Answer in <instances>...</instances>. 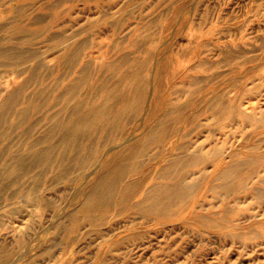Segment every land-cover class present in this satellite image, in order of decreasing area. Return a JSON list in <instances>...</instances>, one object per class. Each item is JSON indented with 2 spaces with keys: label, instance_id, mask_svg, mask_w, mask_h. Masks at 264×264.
Returning a JSON list of instances; mask_svg holds the SVG:
<instances>
[{
  "label": "rangeland",
  "instance_id": "1",
  "mask_svg": "<svg viewBox=\"0 0 264 264\" xmlns=\"http://www.w3.org/2000/svg\"><path fill=\"white\" fill-rule=\"evenodd\" d=\"M0 42L12 51L0 57V98L32 79L25 95L40 105L39 111L27 113L30 122L40 121L34 126L36 138L49 124L45 118L62 107L55 103L53 110L36 92L77 75L60 59L74 47L81 48L80 62L92 66L102 80L111 73L109 64L129 53L146 66L149 80L143 111L130 119L125 143L111 141L99 156L64 174L52 157L48 164L32 158L19 182L5 173L0 182V264H95L104 249V264H264V0H0ZM133 42L138 43L135 52ZM131 66L125 62L121 67ZM196 90L205 93L195 95ZM217 95L234 103V113L214 114ZM190 101L193 109L187 106ZM176 104L186 108L187 118H197L190 135L193 146L203 144L214 159L212 150L220 149L218 157L225 162L235 152L258 159L243 193L225 198L232 210L222 232L192 227L191 213L201 219L222 210L224 198L211 192L197 194L184 216L168 221L120 209L90 218L77 196L90 190L92 176H100L114 151L135 142L163 106L171 110ZM22 110L16 106L0 125V152L4 147L17 152L24 127L14 121ZM150 112L154 119H148ZM48 145L42 140L37 147ZM7 161L4 153L0 173ZM142 161L156 166L158 148ZM208 170L212 174V167ZM201 176L186 173L188 182ZM228 227L239 232L237 238L223 233ZM117 236L123 238L113 243Z\"/></svg>",
  "mask_w": 264,
  "mask_h": 264
},
{
  "label": "bare ground",
  "instance_id": "2",
  "mask_svg": "<svg viewBox=\"0 0 264 264\" xmlns=\"http://www.w3.org/2000/svg\"><path fill=\"white\" fill-rule=\"evenodd\" d=\"M131 45V52H135L138 43L133 42ZM80 51L81 48L74 47L72 54L60 57L66 66L73 67L77 75L73 74L68 80L61 79L55 88L41 87L36 92L39 99L47 98L53 110L55 103L62 105L54 114L45 118L49 124L41 132V138L35 137L37 133L34 129L35 125H40V121L34 118L30 122L27 115L32 109L40 110L38 101L32 102L25 95L26 87L33 82L32 79L20 84L6 98H0V125L8 121V114L16 106H23L14 123L24 127L16 145L17 152L12 147L9 151L4 147L5 152H0V157L4 153L8 155L5 172L0 173V182L6 174L19 182L29 170L32 158L48 164V159L52 157V163L60 168V174H64L69 168L86 163L94 155L99 156L103 146L111 141L125 143L124 138L131 131L130 119H136L143 111L146 89L149 87L146 66L141 65L140 58L133 57L134 54H123L109 64L111 73L107 79L102 80L96 76L97 72L94 74L92 66L80 62L77 56ZM11 52L10 45L0 42V57ZM125 62L132 66L124 70L121 66ZM160 87L157 85L156 92ZM194 92L199 96L205 93L199 90ZM158 103V99L154 100L156 106ZM214 103V114L227 116L234 113V103H226L222 96L217 95ZM187 106L193 109L194 102L190 101ZM161 109L160 117L156 119L155 113H149L148 119L153 117L155 122L135 142L124 144L107 157L100 176H92L90 190L81 192L77 200L84 202L87 215L94 220L112 209H120L123 213L136 212L145 217L155 216L161 221H168L184 216L187 205L194 201L197 194L204 196L211 192L215 197L224 198L222 210L215 216L205 215L201 219L196 218V213H191V218L194 217L192 227L199 225L222 232L232 210L226 205L225 198L243 193L241 189L246 179L255 174L258 159L235 152L229 162L221 161L218 157L221 155L220 149L212 150L215 159L211 158V151L207 152L203 144L192 145L190 135L196 127V117L187 118L186 108L179 104L171 110H166L164 106ZM181 135L179 141L177 138ZM42 140L48 141L49 145L45 149H38ZM154 148H158L160 161L150 168L143 163L142 158ZM173 152L176 153L175 158L170 160L169 156ZM209 167H212V174ZM187 172L200 173L202 176L199 181L188 182ZM2 186L0 183V188ZM80 211L75 218L80 215ZM226 229L223 233L238 237L236 229ZM122 238L117 236L113 243H120ZM105 250L95 264H104Z\"/></svg>",
  "mask_w": 264,
  "mask_h": 264
}]
</instances>
